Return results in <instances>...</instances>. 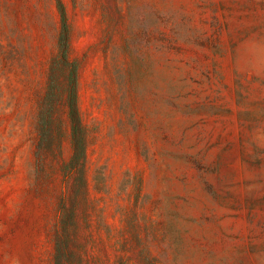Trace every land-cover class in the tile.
Instances as JSON below:
<instances>
[{"label": "rangeland", "instance_id": "374dc122", "mask_svg": "<svg viewBox=\"0 0 264 264\" xmlns=\"http://www.w3.org/2000/svg\"><path fill=\"white\" fill-rule=\"evenodd\" d=\"M59 243L65 264H264V0H0V264Z\"/></svg>", "mask_w": 264, "mask_h": 264}, {"label": "trees", "instance_id": "16d2710c", "mask_svg": "<svg viewBox=\"0 0 264 264\" xmlns=\"http://www.w3.org/2000/svg\"><path fill=\"white\" fill-rule=\"evenodd\" d=\"M59 9L62 14L64 29L59 39V45L63 51L65 59L68 60L69 50V31L66 26V13L63 5L59 3ZM70 89H69V115L72 125V138H73V156L70 162L71 168L77 169L78 176V187L85 189L87 187L86 181V143L84 138V130L80 118L79 106H78V87H77V66L73 65V69L70 72ZM54 90H50L48 96L50 98L49 112H52L55 108V101L53 100ZM43 118V119H42ZM41 121L44 123L45 131H49L50 128V116L45 114L41 117ZM47 137V136H46ZM71 255L69 248L66 245L59 243L57 248L56 264H65Z\"/></svg>", "mask_w": 264, "mask_h": 264}]
</instances>
